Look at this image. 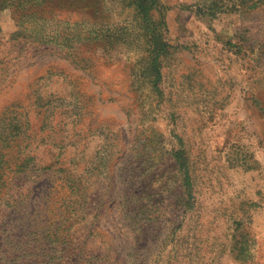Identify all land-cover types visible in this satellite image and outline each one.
<instances>
[{"label":"rangeland","instance_id":"1","mask_svg":"<svg viewBox=\"0 0 264 264\" xmlns=\"http://www.w3.org/2000/svg\"><path fill=\"white\" fill-rule=\"evenodd\" d=\"M0 264H264V0H0Z\"/></svg>","mask_w":264,"mask_h":264}]
</instances>
